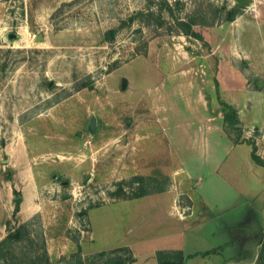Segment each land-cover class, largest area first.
Listing matches in <instances>:
<instances>
[{"label": "rangeland", "instance_id": "1", "mask_svg": "<svg viewBox=\"0 0 264 264\" xmlns=\"http://www.w3.org/2000/svg\"><path fill=\"white\" fill-rule=\"evenodd\" d=\"M162 1L204 42L165 10L157 25ZM252 144L264 158V0H0V212L39 205L27 250L43 235L53 264L78 248L86 264H250Z\"/></svg>", "mask_w": 264, "mask_h": 264}, {"label": "trees", "instance_id": "2", "mask_svg": "<svg viewBox=\"0 0 264 264\" xmlns=\"http://www.w3.org/2000/svg\"><path fill=\"white\" fill-rule=\"evenodd\" d=\"M239 5L233 7L227 12V21H233L237 14L239 13ZM165 10L167 14L175 20L176 26L180 29L182 33L187 36L193 37L199 41L204 42L203 35L195 29V25L198 22L191 18L190 15L185 19H179L174 17L173 7L169 5L166 1H162V5L159 9V13L155 19L157 25L163 24V18L161 13ZM217 15V13H216ZM151 14H149V17ZM221 111L223 113L224 122L231 128L237 129L236 124H238V114L237 110L229 103L221 101ZM251 159L254 163L259 166L264 167V158L259 156L256 153V146L252 144ZM20 195V194H18ZM14 209L12 213L11 220H7L5 223L6 235L0 240V264H53L48 256L46 249L45 239L43 235L40 238L39 246L27 250L25 248V243L29 242L31 245H34L33 234L30 231V222L25 221L18 223L17 214L19 212L21 198L14 199ZM16 223L15 226L12 223ZM218 249L214 248L202 252L203 255L209 253H217ZM249 253V252H248ZM247 253V254H248ZM106 253L101 252L96 256L102 258ZM157 261L158 264H184L185 259L192 257L193 255H185L182 251H173V250H160L157 252ZM9 257H12L9 259ZM72 258L76 259L77 264H86L85 259H82L80 249L72 254ZM91 258H94L92 256ZM91 264H127L125 259L122 256L107 257L100 259L99 262L90 261V258L87 259ZM253 264H264V240H262L260 246L258 247L257 257Z\"/></svg>", "mask_w": 264, "mask_h": 264}, {"label": "crops", "instance_id": "3", "mask_svg": "<svg viewBox=\"0 0 264 264\" xmlns=\"http://www.w3.org/2000/svg\"><path fill=\"white\" fill-rule=\"evenodd\" d=\"M258 200L261 201V203H257L256 200L255 202L250 200L249 203L246 205L245 211L247 214L245 215V222H244L245 230L246 228L249 227V225L253 226L254 229L261 228L262 230H264V228L261 227L260 220H258L259 217L264 218V194L259 195L257 201ZM38 207L36 208L34 206L33 210L30 212L24 207V203L21 200L19 212L17 214L18 223L28 221L31 217H33V215H35L38 212ZM11 215H12L11 210H7L6 212H2V213L0 212V240L6 235L5 222L6 220L11 219ZM246 232H249V230L247 229ZM48 241L49 240L47 239V243Z\"/></svg>", "mask_w": 264, "mask_h": 264}, {"label": "water", "instance_id": "4", "mask_svg": "<svg viewBox=\"0 0 264 264\" xmlns=\"http://www.w3.org/2000/svg\"><path fill=\"white\" fill-rule=\"evenodd\" d=\"M236 3H238V4L242 5V6H248L249 3H250V0H236ZM7 38L10 41H12V40L18 39L19 36L17 34H14V33H9V34H7ZM126 84H127V80L126 79H122L121 87L125 88ZM94 123H95V119H92L91 123H90V126H89L91 131L94 130ZM18 198H21L20 195H18L15 199H18ZM262 240H264V231H259L258 232V238H257L255 244L252 247L250 258H248V260H246L248 263H250V264L254 263V261H255V259L257 257L258 247L260 246Z\"/></svg>", "mask_w": 264, "mask_h": 264}, {"label": "flooded vegetation", "instance_id": "5", "mask_svg": "<svg viewBox=\"0 0 264 264\" xmlns=\"http://www.w3.org/2000/svg\"><path fill=\"white\" fill-rule=\"evenodd\" d=\"M258 231H262V229H259ZM257 228H253L252 226H251V228L249 229V232H251L250 234L252 235V236H254V235H258L257 234Z\"/></svg>", "mask_w": 264, "mask_h": 264}]
</instances>
